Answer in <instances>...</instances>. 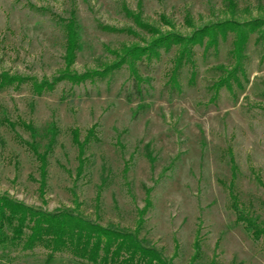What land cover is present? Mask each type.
<instances>
[{
  "label": "rangeland",
  "instance_id": "374dc122",
  "mask_svg": "<svg viewBox=\"0 0 264 264\" xmlns=\"http://www.w3.org/2000/svg\"><path fill=\"white\" fill-rule=\"evenodd\" d=\"M239 21L264 19V0H234ZM226 0H0V76L49 83L62 74L86 75L78 85L57 82L41 95L32 82L0 89V196L52 212L78 209L106 226L133 229L150 206L141 236L173 264H264V237L253 239L236 209L264 228V48L248 46L249 84L233 97L209 86L227 66L231 39L218 57L196 49L195 78L172 88L173 53L137 65L138 89L127 69L104 75L113 53L147 47L155 35L127 16H140L160 33L188 36L232 18ZM79 34L74 62L65 23ZM191 23L192 27L189 26ZM129 29L136 36L100 29ZM27 127L33 129L31 132ZM76 141L79 146L75 144ZM49 144L52 146L48 148ZM45 157V185L40 190ZM80 162L82 163L80 165ZM99 193V200L96 197ZM45 252L0 251V264H44ZM52 264H76L67 255Z\"/></svg>",
  "mask_w": 264,
  "mask_h": 264
},
{
  "label": "trees",
  "instance_id": "16d2710c",
  "mask_svg": "<svg viewBox=\"0 0 264 264\" xmlns=\"http://www.w3.org/2000/svg\"><path fill=\"white\" fill-rule=\"evenodd\" d=\"M226 9L232 18L203 25L194 29L190 35L182 36L177 33H160L153 27L143 23L140 16L128 17L143 32L155 35L147 47H123L120 52L113 53L117 60L104 71V75L118 72L127 66L135 88L139 91V75L137 65L142 61L160 59L162 54L173 53L170 83L172 88L179 87V80L184 74L189 79L195 78L196 49L202 50L203 59L218 57L220 43L231 39L227 51V66H220L215 74V79L209 86L212 94L210 100L216 101L222 90L235 97L243 93L249 84L248 78V46L252 38L256 46L264 48V19H251L249 21L236 20L233 15L236 11L234 0H226ZM66 51L70 56L67 67L74 62V54L79 50V34L75 22L69 20L65 23ZM189 26L192 27L191 23ZM101 30L128 36H136L129 29L115 30L109 27H100ZM86 75L62 74L52 84L19 79L17 77L2 78L0 76V89L25 82H32L31 90L41 95L45 90H50L57 82L68 81L78 85L86 79ZM260 96L264 99V89ZM31 132L33 129L27 127ZM74 141V140H73ZM77 146L79 144L74 141ZM52 145L49 144L48 148ZM32 153L41 162L40 190L44 189L46 178L45 157L47 153L39 155L37 147L29 145ZM81 150L82 147L79 146ZM82 163L80 162V165ZM99 200V193L96 197ZM233 208L237 212V221L243 223L245 229L251 232L253 239L264 237V228L260 227L247 215L237 211L236 200L233 199ZM150 206V201H145V207L137 211V219L133 229L124 228L114 224L102 226L86 218L78 209H56L52 212L44 211L10 198L0 196V251L3 254L32 253L37 249L45 252L44 264H52L56 256L67 255L76 264H173L172 259H167L164 254L150 245L141 236L145 227V215ZM193 256L191 264L202 260L201 242L195 239L193 243ZM211 264H216L212 262Z\"/></svg>",
  "mask_w": 264,
  "mask_h": 264
}]
</instances>
